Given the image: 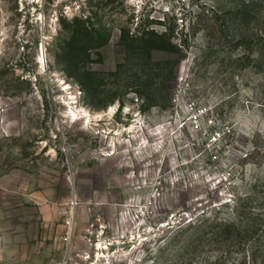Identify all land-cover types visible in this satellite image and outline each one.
Listing matches in <instances>:
<instances>
[{
  "label": "rangeland",
  "instance_id": "374dc122",
  "mask_svg": "<svg viewBox=\"0 0 264 264\" xmlns=\"http://www.w3.org/2000/svg\"><path fill=\"white\" fill-rule=\"evenodd\" d=\"M242 1L0 0V264H241L178 225L264 170V71L215 16Z\"/></svg>",
  "mask_w": 264,
  "mask_h": 264
},
{
  "label": "trees",
  "instance_id": "16d2710c",
  "mask_svg": "<svg viewBox=\"0 0 264 264\" xmlns=\"http://www.w3.org/2000/svg\"><path fill=\"white\" fill-rule=\"evenodd\" d=\"M215 16H223L226 22L236 23L244 30L239 36L231 37L224 24L218 28L221 35L230 39L232 47L249 52L244 56L247 62L253 59L250 56L255 52L258 55L257 59H253L256 67L258 71H264V0L242 1L238 6ZM174 30L167 26L163 32L158 33L153 28H138L132 40L155 36L168 41L175 37ZM94 37V29H84L79 39L92 41ZM179 42L182 47L186 45V39L182 37ZM226 202L231 211L230 217L216 216L212 211L202 210L188 221L181 222L178 229L184 227L191 230L190 237L196 245L209 240L223 248L225 253L235 252L243 257L241 264H246L244 258L249 259L252 264H264V170L249 181L247 191L232 195ZM222 205L220 203L211 207L219 210ZM221 256L222 252L218 258Z\"/></svg>",
  "mask_w": 264,
  "mask_h": 264
},
{
  "label": "built area",
  "instance_id": "2783aa9c",
  "mask_svg": "<svg viewBox=\"0 0 264 264\" xmlns=\"http://www.w3.org/2000/svg\"><path fill=\"white\" fill-rule=\"evenodd\" d=\"M78 205V202L76 200V198H73L72 200H70V209H74L76 206ZM73 219L71 217V215L66 219V227H65V232H64V236H63V240L66 244H70L71 239H72V235H73ZM57 264H68V260H62L57 262Z\"/></svg>",
  "mask_w": 264,
  "mask_h": 264
},
{
  "label": "bare ground",
  "instance_id": "6f19581e",
  "mask_svg": "<svg viewBox=\"0 0 264 264\" xmlns=\"http://www.w3.org/2000/svg\"><path fill=\"white\" fill-rule=\"evenodd\" d=\"M73 115H74V114H73ZM75 117H76V119H77V116H75ZM85 118H89V116L86 114V115H85Z\"/></svg>",
  "mask_w": 264,
  "mask_h": 264
}]
</instances>
